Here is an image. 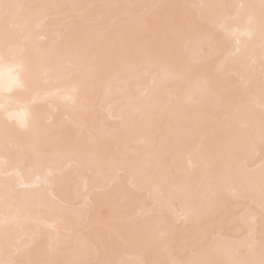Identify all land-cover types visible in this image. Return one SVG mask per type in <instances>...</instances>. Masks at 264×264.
I'll use <instances>...</instances> for the list:
<instances>
[{
	"label": "bare ground",
	"instance_id": "1",
	"mask_svg": "<svg viewBox=\"0 0 264 264\" xmlns=\"http://www.w3.org/2000/svg\"><path fill=\"white\" fill-rule=\"evenodd\" d=\"M5 52L0 264L264 260V0H0Z\"/></svg>",
	"mask_w": 264,
	"mask_h": 264
},
{
	"label": "snow or ice",
	"instance_id": "2",
	"mask_svg": "<svg viewBox=\"0 0 264 264\" xmlns=\"http://www.w3.org/2000/svg\"><path fill=\"white\" fill-rule=\"evenodd\" d=\"M12 7H19L18 5H9V4H5L3 5V8L5 10L9 9V8H12ZM9 53L5 52L2 56H0V60H4V61H7L8 58H9ZM16 71V68L15 67H9L8 69V72L9 74H11L12 72H15ZM260 264H264V260H261Z\"/></svg>",
	"mask_w": 264,
	"mask_h": 264
}]
</instances>
